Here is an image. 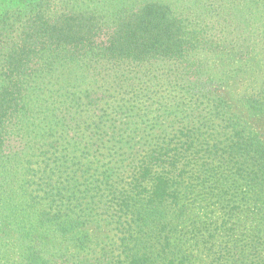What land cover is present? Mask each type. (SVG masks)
<instances>
[{
	"label": "trees",
	"instance_id": "obj_1",
	"mask_svg": "<svg viewBox=\"0 0 264 264\" xmlns=\"http://www.w3.org/2000/svg\"><path fill=\"white\" fill-rule=\"evenodd\" d=\"M4 3L0 159H7L8 173L28 178L18 185L21 219L24 229L38 235L28 243L27 264H76L91 243L83 229L96 216V224H115L118 264H264V144L225 99L210 101L201 81L190 83L183 69L157 78L156 86L175 78L173 92L185 90L182 95L191 98L181 104L187 115L170 136L159 130L155 142L142 144L141 129L126 122L148 119L159 102L140 98L130 85L135 96L129 99L93 102L89 96L86 102L73 94L64 100L44 79L64 62L87 56L132 63L183 59L191 44L181 22L151 3L120 13L110 25L92 11L68 9L62 0ZM29 94L34 122L40 113L58 114H48L54 125L31 146L10 155L13 132L28 116ZM239 99L264 115V90ZM70 111L78 116L69 125L89 124V132L80 129L71 138L82 143L61 146L73 129L60 136L57 128Z\"/></svg>",
	"mask_w": 264,
	"mask_h": 264
},
{
	"label": "rangeland",
	"instance_id": "obj_2",
	"mask_svg": "<svg viewBox=\"0 0 264 264\" xmlns=\"http://www.w3.org/2000/svg\"><path fill=\"white\" fill-rule=\"evenodd\" d=\"M10 1L0 0V7L7 6L4 2ZM62 1L68 9L88 10L101 15L103 21H108L106 23L109 25L122 12L135 11L148 3L157 4L181 22L185 38L191 44L189 52L183 59L178 60L155 59L132 63L129 60L108 61L87 56L77 61L64 62L44 78L51 83L49 88L54 92L62 93L64 100L75 94L76 97L87 98L86 102L89 96L93 102L101 97H104L103 101L111 98L114 102L133 98L136 94L140 95V98L149 97L159 102L162 105L160 111L152 107L148 119L144 118L147 119L146 121L130 118L127 119L130 123L126 122L130 129H141L140 136L144 139L140 143L151 144L159 137V130L170 136L174 129L178 128L179 123L185 120L183 116L187 114L181 112V109H184L181 104L189 101L191 96L182 95L185 90L178 92L176 89L177 92H173L174 87L170 86H174V82L177 81L175 78L166 84L156 86L157 78L174 74L177 69H183L186 73L184 78L190 83L201 81L202 92L206 98H210V101L212 98L225 99L231 109L247 122L249 129L264 144V115L253 114L244 103V99H239L264 90V0ZM187 68H195L193 71L200 74L201 78H189L193 71L190 70L189 73ZM153 76L156 78L152 79ZM185 79L182 81L187 82ZM129 85L137 89L135 94L132 93ZM29 95L28 105L31 109L33 100L31 94ZM69 100L67 99L66 102ZM30 109L25 114L28 116L22 117L20 130L16 129L13 132L9 145L10 155L20 152L23 147L31 146L44 128L54 125L47 122V116L51 112L36 115L34 122ZM187 109L191 110L189 107ZM53 112L50 114L51 119L54 114H58ZM157 113L162 117H157ZM76 116L78 113L70 111L62 119L64 125L58 126L60 136L67 134L70 127L73 129L69 137L63 138L61 146L74 141L82 143L83 138H71L74 134L78 136L80 129L84 135H88L89 131L84 127L89 124L80 125L81 128L69 125L72 117ZM6 160V158L0 159V264H27L28 243L38 235H32L28 228L24 229L25 223L21 219L22 209L25 206L22 205L23 198H20L18 185L25 184L28 178L20 171L16 174L8 173L6 166L9 168V164ZM114 161H117L115 155L112 159V162ZM100 164L104 165L106 161ZM33 189L35 190V186L29 187L31 193ZM108 200L109 198L105 197L103 203ZM107 205L103 209L109 207ZM217 207L219 206L210 208ZM97 208H99L98 213L102 211L101 206ZM97 219L96 216L95 221L83 229L89 235L91 243L86 252L77 256L76 264H113V262L118 264L121 261L118 236L112 229L115 224L113 222L109 225H105L104 222L96 224ZM213 220L215 218L212 216L207 222Z\"/></svg>",
	"mask_w": 264,
	"mask_h": 264
}]
</instances>
